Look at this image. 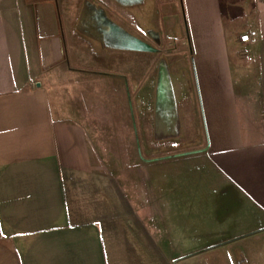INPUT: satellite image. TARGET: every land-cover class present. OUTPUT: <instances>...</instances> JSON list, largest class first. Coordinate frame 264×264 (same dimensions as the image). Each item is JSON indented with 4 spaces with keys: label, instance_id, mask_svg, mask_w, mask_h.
<instances>
[{
    "label": "crops",
    "instance_id": "1",
    "mask_svg": "<svg viewBox=\"0 0 264 264\" xmlns=\"http://www.w3.org/2000/svg\"><path fill=\"white\" fill-rule=\"evenodd\" d=\"M0 264H264V0H0Z\"/></svg>",
    "mask_w": 264,
    "mask_h": 264
},
{
    "label": "rangeland",
    "instance_id": "2",
    "mask_svg": "<svg viewBox=\"0 0 264 264\" xmlns=\"http://www.w3.org/2000/svg\"><path fill=\"white\" fill-rule=\"evenodd\" d=\"M89 48H94V49H95V45H94L93 43H91V44L89 45ZM97 54L103 55L102 52L97 53ZM103 58H104V57H103ZM104 59H109L110 62H113V61L120 62V56H117V55H115V54L110 55L109 57L104 58ZM130 59H131V57H130ZM133 59H134V58H132V59L130 60L131 63H132V60H133ZM109 65H110V64H109ZM119 141H120L119 148H120V150L123 152V151H124V146H125V144H123V138H120ZM130 141H134V142H135V139H134V138H130ZM147 141H148V145L153 144V141H152V140L150 141V139H147ZM194 143L196 144L197 142H194Z\"/></svg>",
    "mask_w": 264,
    "mask_h": 264
},
{
    "label": "built area",
    "instance_id": "3",
    "mask_svg": "<svg viewBox=\"0 0 264 264\" xmlns=\"http://www.w3.org/2000/svg\"><path fill=\"white\" fill-rule=\"evenodd\" d=\"M240 41L243 44H254L258 41V32L251 31L240 37Z\"/></svg>",
    "mask_w": 264,
    "mask_h": 264
}]
</instances>
